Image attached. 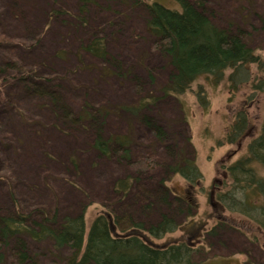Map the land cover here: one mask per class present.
I'll return each mask as SVG.
<instances>
[{"label":"rangeland","instance_id":"obj_1","mask_svg":"<svg viewBox=\"0 0 264 264\" xmlns=\"http://www.w3.org/2000/svg\"><path fill=\"white\" fill-rule=\"evenodd\" d=\"M143 1L181 10L175 0ZM207 2L221 26H239L247 21L257 28L258 16H264V0ZM52 6L58 11V17L43 31H33L31 27L26 31L20 26L29 22L38 27L47 20ZM130 8L102 2L92 8L88 16L89 27L104 31L109 55L121 67L117 74L108 64L77 54L76 40L83 39V35L71 28L77 16L76 0H0V27L16 40L13 46L21 45L17 39L25 38L24 35L35 34V40L27 45L23 55L37 71L34 80L55 81L64 104L75 113L94 108L102 111L103 136L128 133L133 158L152 153L169 161L168 164L171 162V152L166 153L161 144L153 143L144 123L147 119L164 129L167 146L184 148L186 157L196 161L203 175V184L191 189L197 203L196 214L178 231L155 240L156 244H190L194 248V264H264V233L238 214L221 207L215 209L211 201L212 195L215 202L218 193L230 183L225 168L245 157L251 140L261 132L264 32L251 31L249 44L259 61L240 69L235 82L231 81L233 71L229 70L218 82L213 77H203L184 95L166 97L161 87L170 69L166 60L153 50L145 31V12ZM59 52L65 54L64 58L57 57ZM9 95L18 98L9 102H21V121L11 106H5ZM199 95L206 98V106L200 105ZM137 102L148 105L139 114L142 121L123 110L124 106ZM56 108L16 88L9 89L4 101H0L1 134L7 130L9 136L8 140L0 138L1 212L10 213L14 209L15 193L21 209L49 206L50 215L56 212L61 217L75 215L87 207V234L93 220L106 212H117L126 227L139 221L150 226L162 213L183 220L184 214L177 210V202L169 201L164 205L159 198L156 201L155 196L161 187L165 190L169 187L175 194L185 196L189 191L181 176L169 181L160 170L139 174L126 161L118 162L116 158L95 153L89 148V140L98 132L96 125L90 128L69 123L62 127L58 123L60 111ZM239 113L248 116L252 130L238 143L228 144L224 142L225 137ZM10 135L22 138L13 142ZM126 178L131 179V187L127 192H116L115 183ZM164 180L165 186L161 183ZM199 226L203 231L200 237L188 235V229ZM213 229L215 233L211 235ZM29 246L30 253L35 255L31 264H54L45 243H29Z\"/></svg>","mask_w":264,"mask_h":264},{"label":"trees","instance_id":"obj_2","mask_svg":"<svg viewBox=\"0 0 264 264\" xmlns=\"http://www.w3.org/2000/svg\"><path fill=\"white\" fill-rule=\"evenodd\" d=\"M175 1L179 3L181 10H170L159 3L149 4L143 0H76L77 16L74 17L71 28L83 35V39L76 40L77 54L82 58L90 57L108 64L116 74L121 70L118 62L113 61L109 55L104 31L89 27L90 10L99 7L102 2L107 5L112 2L129 5L132 10L140 9L145 12L147 16L145 31L151 39L153 50L166 60L170 69V74L161 87L166 97L184 95L203 77H213L218 82L229 70L233 71L230 79L235 82V75L240 69L258 63L259 58L250 47L249 37L251 31L257 29L264 32V16H258L257 28L247 21L239 26L234 24H229V27L221 26L216 21V15L208 8L207 0ZM47 14V20L36 28L29 22L21 23L20 26L26 31L29 27L33 31H43L59 13L54 11L52 6ZM3 31L0 27V101H4L9 89H21L29 97L56 106V110L60 111L58 123L62 127H67L69 123L87 125L90 128L96 125L95 129L98 132L89 140V148L95 153L116 158L118 162L126 161L129 167L139 174L160 170L169 177V181L174 176H181L186 181L190 194L186 191L185 196H179L167 186V190L161 187L160 193H155L156 201L159 198L164 205H168L169 201L178 203L177 210L180 209L184 214L182 221L162 213L159 220L150 226L139 221L131 222L132 224L126 227L121 224L117 212H106L93 220L87 234L85 217L87 207L75 215L61 217L59 212L50 215L49 206L21 209L19 199L14 193V209L10 213L1 212L0 209V264H31L35 255L30 253L29 243H45L47 251L55 260L54 264H194L192 262L194 248L190 244L158 245L155 240L178 231L195 216L197 203L191 189L203 184V175L196 161L186 157L184 148L167 146L164 129L147 119L144 123L150 130L153 143L161 144L164 152H171V162L168 164L169 161L161 160L152 153L136 155L133 158L130 148L132 140L128 133L123 136L110 135L106 138L103 136L101 128L105 124V119L100 116L102 111L94 108L85 112L81 109L79 113H75L64 104L55 81L34 80L37 71L23 56L27 45L35 40L34 33L30 37L24 35L25 38L17 39L21 45L13 46L16 40ZM10 50L19 55L16 56L15 52L12 53ZM5 53L10 54L5 56ZM64 55L63 52H59L57 57L62 59ZM17 99L9 95L5 106L7 108L11 106L21 121L22 115L19 110L21 102H9ZM199 102L202 107L207 105L203 95H199ZM133 106H124L123 110L142 121L139 114L148 105L137 102ZM251 128L248 116L239 113L224 142L238 143L252 130ZM1 137L8 140V131L4 130L1 134L0 130ZM10 137L13 142H18V138H22L11 135ZM225 170L230 183L218 193L215 202L212 195L213 207L215 209L221 207L226 212L242 216L264 233V121L260 134L248 145L245 157ZM165 182V180L161 182L163 186L166 185ZM130 187L131 179L126 178L119 179L114 188L116 192L122 193L127 192ZM213 189L216 190L215 187ZM221 226L224 224L221 223ZM188 232V235L197 234L200 237L203 231L199 226L191 227ZM214 233L215 229L211 230L210 234Z\"/></svg>","mask_w":264,"mask_h":264}]
</instances>
